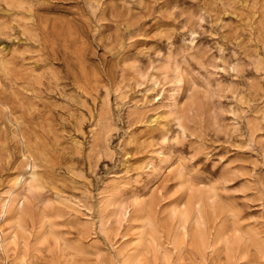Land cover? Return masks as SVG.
Wrapping results in <instances>:
<instances>
[{"label":"rangeland","instance_id":"rangeland-1","mask_svg":"<svg viewBox=\"0 0 264 264\" xmlns=\"http://www.w3.org/2000/svg\"><path fill=\"white\" fill-rule=\"evenodd\" d=\"M0 264H264V0H0Z\"/></svg>","mask_w":264,"mask_h":264}]
</instances>
